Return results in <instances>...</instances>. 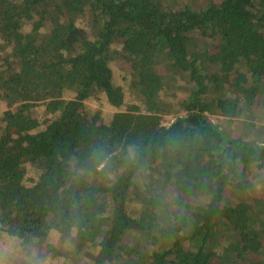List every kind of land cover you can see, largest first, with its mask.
Listing matches in <instances>:
<instances>
[{"label":"trees","instance_id":"1","mask_svg":"<svg viewBox=\"0 0 264 264\" xmlns=\"http://www.w3.org/2000/svg\"><path fill=\"white\" fill-rule=\"evenodd\" d=\"M54 231L90 264H264V0H0V236L35 264Z\"/></svg>","mask_w":264,"mask_h":264},{"label":"rangeland","instance_id":"2","mask_svg":"<svg viewBox=\"0 0 264 264\" xmlns=\"http://www.w3.org/2000/svg\"><path fill=\"white\" fill-rule=\"evenodd\" d=\"M80 26H83V21L79 22ZM117 81L120 80L121 70L120 65L113 66ZM86 106L88 108H100L104 110L105 107H101L99 102H87ZM219 117L210 116L213 122H219ZM173 120V116H166L164 118L165 123H170ZM29 170V169H28ZM49 243H51L56 251L58 250V255H52L51 252L44 254V257L32 256L34 258L35 264H90L88 259H86L82 254L75 253L74 245L70 240H65L60 237L57 232H52L49 238ZM19 249H21L18 240L13 236L3 234L0 236V264H15V260L19 254ZM37 248L33 247L31 252L36 254Z\"/></svg>","mask_w":264,"mask_h":264}]
</instances>
